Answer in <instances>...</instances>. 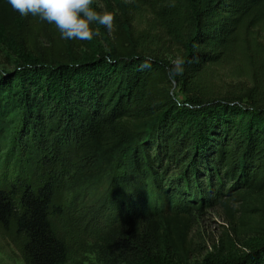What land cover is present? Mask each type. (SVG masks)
Listing matches in <instances>:
<instances>
[{
	"label": "trees",
	"instance_id": "obj_1",
	"mask_svg": "<svg viewBox=\"0 0 264 264\" xmlns=\"http://www.w3.org/2000/svg\"><path fill=\"white\" fill-rule=\"evenodd\" d=\"M139 9L178 51L175 65L150 55L120 14L105 52L0 0V46L16 63L0 73V132L47 168L42 181L0 184V228L14 232L24 264H69L81 252L96 264H264V0H131L120 13ZM221 68L247 82H212ZM91 185L101 188L89 206L67 199ZM235 203L248 251L236 254L226 234L195 262L205 252L198 219L230 216Z\"/></svg>",
	"mask_w": 264,
	"mask_h": 264
},
{
	"label": "rangeland",
	"instance_id": "obj_2",
	"mask_svg": "<svg viewBox=\"0 0 264 264\" xmlns=\"http://www.w3.org/2000/svg\"><path fill=\"white\" fill-rule=\"evenodd\" d=\"M93 7L100 12H111L114 17L120 16L123 21L129 22L133 35L139 36L141 33H145L146 41L149 47L150 55L158 54L168 60L171 65H175L178 58V51L175 48H167L166 38L160 34L156 27L152 26V17L147 10L139 9L136 14L128 12L127 17L121 15L120 9H131V0H94ZM92 27L99 32L95 38L98 40L101 48L107 52V42L111 37L109 32L103 26L93 24ZM256 42L263 44L262 36L253 33ZM237 54L235 55V58ZM15 58L4 48L0 46V73L11 72L15 67ZM213 77V78H212ZM211 80L219 85L223 84L227 87H235L240 84H245L246 79L234 76L229 68H221L213 70ZM171 94L178 102H184L186 97L182 91L181 86H178L175 82H171ZM126 153H123L118 157L116 162L115 175L118 178V183L122 179L125 181L127 175H124L126 170ZM36 161L35 157L30 154L27 146L19 141L18 136L11 130L7 132H0V184L16 185L25 180H41L45 176L47 168L42 165H32ZM36 170V171H35ZM121 177V178H120ZM92 188L88 191L78 192L76 194H67V199L74 202V206L78 209L89 206L92 196H97L96 185H91ZM102 190V189H101ZM256 205L255 202H252ZM230 216L223 209H210L205 211L203 216L198 219L197 225L193 230L194 239L199 243L200 249L205 252L197 255L198 257L193 259L195 262L201 261L203 257L213 252V247L226 239V234L232 241L233 249L236 254H242L248 251L247 245L250 242L249 229L241 228L236 229L233 227L237 222L239 216V204H233L231 206ZM108 212H112L110 207L103 212L104 217L101 219V223H105L109 216H105ZM235 229V232H233ZM0 264H24L19 250L18 240L12 230L3 231L0 228ZM69 264H96L94 257L89 253H79L75 259Z\"/></svg>",
	"mask_w": 264,
	"mask_h": 264
},
{
	"label": "clouds",
	"instance_id": "obj_3",
	"mask_svg": "<svg viewBox=\"0 0 264 264\" xmlns=\"http://www.w3.org/2000/svg\"><path fill=\"white\" fill-rule=\"evenodd\" d=\"M21 16L37 17L53 25L63 40L92 41L99 32L92 25L113 30L114 15L97 11L94 0H6ZM145 67L147 65H144Z\"/></svg>",
	"mask_w": 264,
	"mask_h": 264
}]
</instances>
